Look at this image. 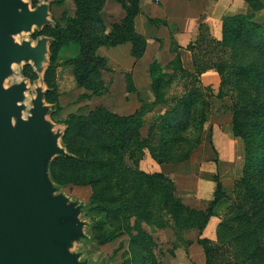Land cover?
<instances>
[{
  "label": "rangeland",
  "instance_id": "obj_1",
  "mask_svg": "<svg viewBox=\"0 0 264 264\" xmlns=\"http://www.w3.org/2000/svg\"><path fill=\"white\" fill-rule=\"evenodd\" d=\"M62 1L49 3L50 26L12 37L16 44L33 46L42 37H51L45 73H36L32 63H15L4 86L27 82L24 119L40 86L49 93L45 100L53 112L70 117L53 123L56 131L64 133L61 146L77 160L57 156L51 170L57 194L83 206L80 219L87 238L72 251L92 264H264V69L262 61L255 60H261L258 52L264 56V47L241 52L236 40L219 47L206 37L196 48L200 67L219 65L232 76L230 83L240 75L244 81L240 90L230 83L222 89L211 79H190L176 63L157 69L166 85L158 103L152 95L129 94L124 75L116 73L115 78L110 71L104 80L107 93L91 95L75 83L68 65L80 56L81 47L63 33L73 26ZM91 2L98 11L100 0ZM25 3L36 9L44 0ZM124 3L131 6V0ZM83 26L87 37L98 27L93 21ZM254 30L249 32L254 36L246 34L253 42L262 33ZM53 39L57 45L51 48ZM241 39L249 42L245 35ZM238 65L258 67L261 93ZM139 87L148 89V84L142 82ZM192 96L196 98L190 103L193 109L178 123L188 124L187 131L163 126L161 120L168 112L171 119L176 102ZM116 115L139 118L131 131L129 124L116 130ZM78 122L86 124L79 127ZM157 170L163 179L155 175ZM216 182L222 187L218 198H214ZM167 194H173L172 200ZM178 199L185 207L181 217ZM238 221L256 233L262 260L248 257L259 253L254 247L247 249L248 254L239 252L241 246L234 241L238 231L230 237L224 232ZM202 240L210 243L208 259Z\"/></svg>",
  "mask_w": 264,
  "mask_h": 264
},
{
  "label": "water",
  "instance_id": "obj_2",
  "mask_svg": "<svg viewBox=\"0 0 264 264\" xmlns=\"http://www.w3.org/2000/svg\"><path fill=\"white\" fill-rule=\"evenodd\" d=\"M54 1L30 9L25 0H0V264H92L72 251L87 238L83 206L57 194L50 177L52 161L68 153L60 144L64 133L47 118L52 107L46 92L37 88L24 119L27 82L4 86L15 63H32L36 73H45L50 39L33 46L12 37L50 26Z\"/></svg>",
  "mask_w": 264,
  "mask_h": 264
},
{
  "label": "crops",
  "instance_id": "obj_3",
  "mask_svg": "<svg viewBox=\"0 0 264 264\" xmlns=\"http://www.w3.org/2000/svg\"><path fill=\"white\" fill-rule=\"evenodd\" d=\"M138 8L134 30L145 41L141 57L133 55L131 42L100 46L96 54L104 60L102 79L107 78L106 71L114 73L115 78L116 73H122L128 93L138 96L148 94L154 97V65L170 68L177 63L186 74L197 76V79H211L214 86H220L221 77L215 69L197 73L196 48L200 42L207 37L217 45H224L225 23L238 17L264 28V0H139ZM64 9L68 17H76L74 0H65ZM99 15L106 36L115 33L114 28L121 26L127 18L126 10L117 0H106ZM69 67L78 85L73 67ZM142 82L148 84V89L139 87ZM149 103L152 105L153 101ZM154 173L163 174L159 170Z\"/></svg>",
  "mask_w": 264,
  "mask_h": 264
},
{
  "label": "trees",
  "instance_id": "obj_4",
  "mask_svg": "<svg viewBox=\"0 0 264 264\" xmlns=\"http://www.w3.org/2000/svg\"><path fill=\"white\" fill-rule=\"evenodd\" d=\"M74 1L77 7V14H76V17L74 18L69 17L68 19V22H71L73 27H69V29L64 30L63 33L64 35L69 37L67 39V40H70L69 42L78 41L81 47L80 49L81 54L77 59L68 61L69 62L68 65L73 67L78 85L83 87L86 91L90 92L91 95L93 94H97L98 96L104 95L107 93L108 87L105 86L104 80L102 79V70L105 68V66H104V60L96 55L98 48L103 45H119L125 42H131L133 45V55L136 58H139L143 54V51L145 48V41L141 37H139L134 30V18L139 13V8H138L139 0H131V6H128L127 3H124V0H117L122 5V7L126 10L127 18L125 19V21L123 22L121 26L115 27L114 28L115 33L109 36H106L104 34L105 27L99 15L106 0H100V2H98L100 3L98 11L93 6L94 3L91 2V0H74ZM57 2L59 4L63 3L62 0H57ZM83 4H85L84 9H82ZM80 15L84 17V19H82L81 21L78 19ZM92 21L96 25H98V27L95 30V33H93L92 35L90 34L88 37L87 35L84 36L85 29H83L84 27L83 25L87 22H92ZM254 29H260L262 31V33H260L259 36L254 37L255 42H253L252 37H247L246 35V34H252L249 32H254L255 31ZM242 30L246 31L245 34L243 35L241 34ZM244 35L246 36V38H248L249 42H247L246 39H243V40L241 39ZM224 36H225L224 45L222 46L218 45L219 47L220 46L223 47L227 45L229 42L232 43V41L234 40L237 41L236 47H238L241 50V52L243 51L242 49H245L246 52H249V51L256 52L258 49L262 48L261 46L264 47V28L262 26L254 24L253 22L247 20L244 17H238V18H234V19L226 21L225 28H224ZM47 37L51 38L49 36ZM255 43L257 45H255ZM56 45H57V42L56 40H54L51 43V48ZM248 46H249V50H248ZM257 57H259L261 60H258L256 58L255 59L256 62L262 61V65L264 69V56H261V52H258ZM222 63L224 62H221L220 64ZM195 65H196V70L198 74H201L208 69H215L221 77V88L222 89L227 84L230 83L229 80H230V77L232 76H227L229 74L226 75L224 68L218 67L219 65L213 66V67H207V66L200 67L199 63L198 64L196 63ZM158 68H159L158 65H154L152 67V74L154 77L152 81L153 82L152 89H153L156 103H158L160 98L163 96V91H164L163 89H164V86H166L163 80V76L157 74ZM238 68L244 71L243 74H245V78L246 77L249 78L251 86H253L254 88L257 86L256 87V91H258L257 93H261V91L263 90V87L260 88L261 86H260L259 78H261L262 75L260 74L261 72L259 71L258 67L257 68L254 67L255 69H253L249 67L248 68L244 67L242 65H238ZM181 71L185 73L182 69ZM33 75H34L33 76L34 78L37 76L36 73H34ZM185 75H187L188 78L190 79L193 77L194 78L197 77V76L186 74V73ZM235 77H239L237 79V82H234V78H232V81L230 84L235 85L239 89V87H241V85L244 84V81L240 77V75L235 76ZM258 85L260 89L258 88ZM48 94L49 93L47 92L45 95L46 100H47V96H49ZM194 96H192L191 98L187 97V98L179 99L178 102H176V106L173 108L172 111H170L172 114L171 119L168 117L170 115L168 112L165 114L164 118L161 120V123L163 124V126L169 125L170 127H178L181 133L186 132L187 129L189 128L188 124H183L182 126H180L178 125V123H180V121L182 123L183 121L182 118H184V116L186 115L185 113L193 109L194 106L193 104L191 105L190 103H194L196 101V98ZM191 100L192 102H190ZM148 107H149V110H152L153 104L149 105ZM144 112H145V108H144ZM110 116L112 115H109V117ZM138 118L139 117L137 115H132L127 118H122L116 115V121L119 122V124L116 123V130L118 128H123L125 125L129 124L130 125L129 130L131 131V129H133V127L136 126L134 122L138 121ZM51 119L53 122L61 124L69 120L70 117L67 116L66 118H64V116L60 115V113L57 112V110L54 112L52 110ZM85 124L86 122H78L77 126L82 127ZM178 142H182V139H180ZM67 153H68V156L66 157L60 156V157H63L64 159L68 161H73V162L77 160L75 156L70 154L68 151ZM159 163L161 164V161ZM51 166H52V163L50 164L49 172H50V177L52 181L54 182L53 171L51 170ZM155 175L158 178H162V179L164 178L163 174H155ZM221 191H222L221 184L219 182H216V191L214 194V198H218L221 195ZM172 195L173 194H167L168 199L172 200ZM214 204L215 202L213 203V205ZM176 207H177V213L179 214V217H181V214L184 213L185 207L181 203L180 199L177 200ZM209 213H211V210L209 211ZM225 231L228 237L232 236L231 233L235 231L239 232L238 236L236 237L234 241L237 242L241 246L239 249L240 253L241 251H243L244 253L248 254L249 251H247V249L254 247L255 249L259 250V253L253 252L251 254H248V257L253 256V258H256L257 261L262 260V257H261L262 249H261L260 240L257 239L255 232H250L249 226L247 225V223L241 224V222L238 221L235 223V226L224 228V232ZM200 243L203 245L205 254L208 259L209 256H208L207 246L210 243L207 240H204L203 242H200ZM244 253H241V254L245 255Z\"/></svg>",
  "mask_w": 264,
  "mask_h": 264
},
{
  "label": "bare ground",
  "instance_id": "obj_5",
  "mask_svg": "<svg viewBox=\"0 0 264 264\" xmlns=\"http://www.w3.org/2000/svg\"><path fill=\"white\" fill-rule=\"evenodd\" d=\"M40 87H42V86H40Z\"/></svg>",
  "mask_w": 264,
  "mask_h": 264
}]
</instances>
